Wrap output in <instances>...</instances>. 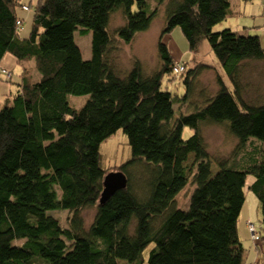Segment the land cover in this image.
<instances>
[{
  "label": "trees",
  "instance_id": "16d2710c",
  "mask_svg": "<svg viewBox=\"0 0 264 264\" xmlns=\"http://www.w3.org/2000/svg\"><path fill=\"white\" fill-rule=\"evenodd\" d=\"M159 5L166 14L158 58L118 67L115 53L149 28ZM115 14L124 22L110 31ZM229 14L230 0H157L152 10L147 0H37L32 8L0 0V81L14 86L0 100V264L244 263L237 221L245 189L257 198L264 226V92L249 95L251 80L264 76V46L255 31L218 28ZM174 27L190 51L206 39L218 59L217 67L199 63L190 71L181 94L163 83L188 73L162 40ZM75 34L90 35L88 59ZM213 67L216 89L207 94L194 81ZM210 125L235 138L230 158L212 163ZM119 129L130 148L117 168L127 184L99 203L107 171L100 144ZM135 177L138 190L128 181ZM189 183L180 205L177 195ZM93 205L84 228L80 211ZM54 210L71 212L72 224L62 226ZM256 234L250 239L263 250L264 236ZM16 239L22 254L6 256Z\"/></svg>",
  "mask_w": 264,
  "mask_h": 264
},
{
  "label": "rangeland",
  "instance_id": "374dc122",
  "mask_svg": "<svg viewBox=\"0 0 264 264\" xmlns=\"http://www.w3.org/2000/svg\"><path fill=\"white\" fill-rule=\"evenodd\" d=\"M27 3L29 2L31 4V8L36 3L37 0H25ZM150 10H152L157 3V0H147ZM256 5H258V0L253 1ZM250 4V3H249ZM256 7V6H254ZM32 12V9L30 10ZM165 6L162 7L161 5L158 6V12H156L149 28L144 32H139L137 36L133 39L131 43H123L124 45L119 51H117L116 54V62L117 66L119 67H126L128 64V59H131L133 57H138L143 61L149 62L147 65H150L154 62L155 58H158L157 54V41L160 36V33L165 25ZM121 17V18H120ZM27 18V17H26ZM226 19V18H225ZM27 25H30L28 19L25 20ZM124 20L122 16L119 14H115L111 21L109 22V30L113 31L115 28L123 24ZM217 25V24H216ZM216 25L213 27V30H215ZM220 25V24H219ZM217 26L218 28L220 26ZM23 25V30L24 29ZM74 40L76 44L78 45L81 55L83 59L89 58V51H90V35H84L79 37V35L75 34ZM162 40L166 43H168L170 52L177 57V54L179 52L185 53L188 49V43L182 34L179 27H174L170 33H164L162 35ZM121 43V42H120ZM189 56L184 60L186 61V66L188 68V73L185 75L176 74L174 77L173 75L165 76L163 79L164 86L169 88L171 91H175L179 94L184 93L186 89V78L188 75H190V71H194L199 67V63L208 64L211 66H216L218 63V59L216 55L211 50L210 44L206 39L201 40L199 47L196 51H190L188 49ZM8 58L4 60V62L7 63ZM181 60V59H180ZM215 62V63H214ZM221 68V67H220ZM215 70L213 68H204L201 70V75L197 76L194 81V87H202L201 91L206 92L207 94H212L215 92L216 89V81H215ZM3 80V79H2ZM254 81H257L258 83H254ZM251 80V85L256 87L255 89H250L249 95L254 96L257 92H264V76H261L257 79ZM12 89H14V86L8 82ZM2 88H0L1 92ZM1 96V95H0ZM204 131L205 134V141L207 150L209 153V156L212 159V163L216 162L220 158H230L232 156L236 140L232 137L231 134H229L226 131V128L221 125H210L209 127L205 128ZM189 129L184 130L183 137L187 138L191 133ZM100 165L104 169H106V173L109 171H117L118 166L125 163L129 157H130V148L127 143V138L123 131L121 129L117 130L114 134H112L110 137L105 139L100 144ZM242 154L237 157V163L240 162ZM194 160V154L191 153L188 155L186 161L183 163L186 166V169H188L189 165ZM237 168V166H236ZM133 173L137 172L136 170L132 169ZM217 170V168H216ZM215 166L212 164V173H215ZM105 173V174H106ZM130 175V174H129ZM136 176V175H135ZM251 176H248L246 179V184L249 183L248 180H250ZM128 181L131 182L133 185V188L138 190L139 188H142L141 180H138V178H133L132 180L128 179ZM247 188V186H245ZM191 190V184L189 183L184 189H182L179 194L177 195L178 203L186 204L189 198ZM88 206L85 207L80 211V216L82 219V224L84 228H88L91 224L94 214H95V207ZM54 217H57L59 219V222L62 226H68L69 224H72V217L71 212L67 210H54L50 212ZM261 211L259 207V202L255 195L248 189H245V202L242 207L241 213L238 217L237 225L240 227L243 223V220L246 217L250 218V221L255 223V225L258 228L259 234L264 236V226L262 225V222L260 221ZM257 220V221H255ZM250 237L252 238V233L249 231ZM253 239V238H252ZM242 241V240H241ZM21 240H14L10 246H8L4 250V254L6 256H18L22 254V251H20V244ZM244 242V241H243ZM246 242V241H245ZM251 242V241H250ZM247 243V242H246ZM258 248V253L261 255L258 259V261H255L256 263H260V261L264 262V249L263 253L260 251L262 250L260 247ZM149 249L146 248L143 252L144 258L147 257ZM34 264H45L43 262H36ZM145 264V263H144Z\"/></svg>",
  "mask_w": 264,
  "mask_h": 264
},
{
  "label": "crops",
  "instance_id": "0c3cea01",
  "mask_svg": "<svg viewBox=\"0 0 264 264\" xmlns=\"http://www.w3.org/2000/svg\"><path fill=\"white\" fill-rule=\"evenodd\" d=\"M255 0H230V14L220 23L221 27H228L236 30L240 33L244 32H256L261 39V42L264 46V0H258V5L253 3ZM250 3V4H249ZM256 6V7H254ZM185 53L179 52L177 54V60L186 59L189 56L188 49L185 50ZM215 63V62H214ZM15 65V63L13 64ZM218 63L216 66L217 67ZM14 67V66H12ZM217 69V68H216ZM1 96L0 100L8 93L11 92L12 86L6 81H0ZM247 220L243 222V224L239 227L237 226L238 234L242 242L246 247V255L243 264H255V261H258L261 256L258 253V248L254 244L255 242L251 241L250 234L247 229V221H250V218H246ZM257 221V220H255ZM254 223V221H253ZM255 224V223H254ZM247 243H246V242ZM251 241V242H250ZM263 253V250L260 251ZM256 264H264V262L260 261V263Z\"/></svg>",
  "mask_w": 264,
  "mask_h": 264
},
{
  "label": "water",
  "instance_id": "95a60500",
  "mask_svg": "<svg viewBox=\"0 0 264 264\" xmlns=\"http://www.w3.org/2000/svg\"><path fill=\"white\" fill-rule=\"evenodd\" d=\"M127 184L126 175L121 171H109L104 174L102 180V191L99 197V203L104 202L116 190L124 188Z\"/></svg>",
  "mask_w": 264,
  "mask_h": 264
},
{
  "label": "built area",
  "instance_id": "2783aa9c",
  "mask_svg": "<svg viewBox=\"0 0 264 264\" xmlns=\"http://www.w3.org/2000/svg\"><path fill=\"white\" fill-rule=\"evenodd\" d=\"M248 230L253 234L252 238L256 239L257 238V234H256V231H255L254 227L251 224L249 225Z\"/></svg>",
  "mask_w": 264,
  "mask_h": 264
},
{
  "label": "bare ground",
  "instance_id": "6f19581e",
  "mask_svg": "<svg viewBox=\"0 0 264 264\" xmlns=\"http://www.w3.org/2000/svg\"><path fill=\"white\" fill-rule=\"evenodd\" d=\"M252 225L253 227H254V229H255V231H258V228L259 227H257L253 222H251V221H249L248 223H247V227L249 228V225Z\"/></svg>",
  "mask_w": 264,
  "mask_h": 264
}]
</instances>
